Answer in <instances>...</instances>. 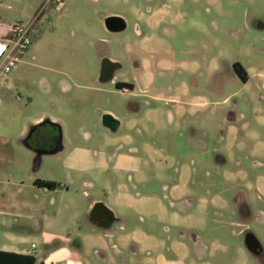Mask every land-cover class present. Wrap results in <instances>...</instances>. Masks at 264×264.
<instances>
[{
  "label": "rangeland",
  "instance_id": "1",
  "mask_svg": "<svg viewBox=\"0 0 264 264\" xmlns=\"http://www.w3.org/2000/svg\"><path fill=\"white\" fill-rule=\"evenodd\" d=\"M111 16L123 18L126 29L108 31L104 19ZM32 17L31 47L0 80V156L12 157L14 175L0 195V249L34 244L36 255L46 250L48 264H119L104 232L87 222L101 201L133 219L126 232L146 224L184 241L196 232L197 244L183 251L185 264H264V0H63L46 7L44 0H0V30ZM101 58L122 65L119 80L139 79L140 123L120 131L133 145L119 150L138 151V183L134 172L112 165L63 167L77 149L111 155L99 111L125 118L133 100L106 86L84 105L81 93L59 85L61 73L98 75ZM235 62L249 70L245 86L233 73ZM44 112L64 120L66 154L43 155L35 170L21 133ZM39 179L66 185L37 190ZM118 183L136 187L128 191L142 201L137 212L118 199ZM4 217L12 230L2 226ZM247 232L261 245L258 257L244 244Z\"/></svg>",
  "mask_w": 264,
  "mask_h": 264
},
{
  "label": "crops",
  "instance_id": "2",
  "mask_svg": "<svg viewBox=\"0 0 264 264\" xmlns=\"http://www.w3.org/2000/svg\"><path fill=\"white\" fill-rule=\"evenodd\" d=\"M39 5V4H38ZM37 5V6H38ZM36 6V7H37ZM38 8V7H37ZM37 10V9H36ZM45 11V10H44ZM43 11V13H44ZM42 13V14H43ZM155 15V14H154ZM153 13L151 16H154ZM142 17V16H141ZM123 22L126 25V21L121 18ZM126 29V28H125ZM139 29V26H138ZM139 31V30H138ZM8 32L7 30H0V37L3 36L5 33ZM140 33V31L138 32ZM97 51V50H96ZM97 56L99 57L100 54L97 51ZM102 59V58H101ZM112 61V60H111ZM115 62V61H113ZM16 70V68L12 71V73ZM12 73L8 76L12 75ZM62 75L59 76L60 80L59 85H64L65 90H71L75 89L81 95H83V104L87 105L89 104V97L91 93L96 92H103L105 91L103 87L106 88V86H110L108 89V92L110 94H131L133 99H136V101H128L127 105L125 106V118H120L116 114H114L112 111L104 110L99 111L98 113V119L99 124L105 129V131L109 134V137L107 140H105L104 145L109 146L110 148H114V152L109 155L108 152L105 151H99L95 148L93 149H87L84 148L82 151L76 150V152L70 155H67V160L64 161L63 167L66 168L68 171H77L80 172L87 171L90 168H97L99 170H106L110 165L113 166V168L116 169H124V171L127 172H134L138 177H136V181L138 179L139 181V175H140V162L141 158L138 155V151L134 153L135 150H131L130 153L128 152H122L119 151L122 146H132L133 145V139L128 134H120V131L123 129L133 130V128L138 127L140 123V106H139V100L138 98L142 96V94L139 93V91H142L139 87V79H136L135 81H132L133 83L137 84V89L130 90V89H118L115 87L116 82H130L128 80H119L117 76L112 81L102 83L101 82V68L99 71V74L93 75V74H68V73H61ZM7 77V78H8ZM146 76H142L140 78L141 81L145 82ZM149 78V77H148ZM9 80H7L6 84H8ZM148 86L150 85V80L146 81ZM131 83V82H130ZM46 91L50 92L52 84L50 81L46 80ZM138 92H135L137 91ZM104 114H110L115 119H117L120 123L118 129L116 131H110L108 128L104 127L101 122V117ZM49 122L54 125H59L60 127V141L59 144L53 148L52 152L50 153H42L40 156L43 155H51V156H59L65 151V124L64 120H62L61 117L50 114V113H42L41 116L34 119L29 126H27L23 132L21 133L22 137L26 136L29 129L33 126H36L40 123ZM52 131L55 132L54 129L50 128ZM86 141L90 140V137L85 139ZM32 150V149H31ZM33 151V150H32ZM54 151V152H53ZM78 151V152H77ZM34 152V151H33ZM35 153V152H34ZM66 153H64L65 155ZM36 156V153H35ZM35 159V157H34ZM33 169H38L40 166ZM34 163V162H33ZM11 164H12V157L11 156H0V195L5 194V187L10 186L12 178H14L13 172L11 171ZM68 174V173H67ZM40 180V179H39ZM69 180L71 179V176L69 175ZM45 182H52L57 185V187L54 190L60 189L62 187H65L66 184H63L60 182V180H40ZM137 181V183H138ZM34 183V182H33ZM128 185L126 183H118L117 184V190H118V199L127 201L126 205L128 207L129 211L137 212L136 210L139 208H136L139 206V204L142 205V201H140L139 198H135L131 193H129L128 189L129 186L131 188H136L134 184ZM85 186L92 187V182L85 183ZM33 187H35L33 185ZM37 190H43L47 192H51L54 190H48L45 188H37ZM1 198V196H0ZM101 202V201H99ZM96 203V202H95ZM104 203V202H103ZM105 204V203H104ZM94 205V204H93ZM106 205V204H105ZM106 207H108L106 205ZM114 214L115 219L117 221L111 225L108 229H101L97 225L93 224L89 217L87 216V222L89 225L100 229L102 232H104V235L109 239L110 246L115 245V256L112 257V261L119 262V264H185L184 258L185 256L183 251H188V245H195L197 244L199 240V236L196 232L191 231L190 234L187 236L188 240H175L169 238L167 235L166 238L161 237L157 235L156 233L152 232L148 228H146V224H143V227H139L138 229H134L132 231L126 232V226L132 224L133 219H130L125 216H118L115 214V212L112 210V208L108 207ZM91 210V209H90ZM89 214V213H88ZM2 213H0L1 217ZM5 216V215H4ZM139 219V218H138ZM141 220V218H140ZM160 220V219H158ZM11 220L8 218H3L1 220L2 226L8 227L10 230H12L13 226L10 223ZM183 236H186L184 233H182ZM132 242L138 247V253L134 258H129L126 251L123 250V248L129 243ZM77 250L81 251L83 247L81 246L80 242H77ZM60 248L59 243H55L51 250H56L54 253V256H57L62 250H58ZM0 252L3 253H9V254H15V255H22V256H29L32 257L35 260V264H48V254L46 253V250L43 252L41 256L36 255V246L34 244L31 245L30 250L25 249L24 247L14 249H0ZM149 253V254H147Z\"/></svg>",
  "mask_w": 264,
  "mask_h": 264
},
{
  "label": "water",
  "instance_id": "3",
  "mask_svg": "<svg viewBox=\"0 0 264 264\" xmlns=\"http://www.w3.org/2000/svg\"><path fill=\"white\" fill-rule=\"evenodd\" d=\"M113 23H118L117 26L113 27ZM105 27L108 31L113 33L122 32L125 30L126 25L123 22V20L120 17H107L104 19ZM117 62H113L109 60L108 58H102L101 59V82L106 83L113 80V74L116 70L115 65H117ZM102 125L106 128H108L110 131H116L120 125L119 121L115 119L110 114H104L101 117ZM45 125L44 123H40L36 126H33L29 129V131H32L36 127ZM25 146H27V141L25 140L24 143ZM36 153L33 166L34 168H37L40 161V156L42 155L38 151H34ZM54 152V151H53ZM89 220L100 227L101 229H108L111 227V225L115 221V217L113 212L106 207V205L103 202H96L92 206L91 210L88 214ZM245 245L247 249L252 252L256 253L258 249L260 248V243L258 240L251 234H247L245 237Z\"/></svg>",
  "mask_w": 264,
  "mask_h": 264
},
{
  "label": "flooded vegetation",
  "instance_id": "4",
  "mask_svg": "<svg viewBox=\"0 0 264 264\" xmlns=\"http://www.w3.org/2000/svg\"><path fill=\"white\" fill-rule=\"evenodd\" d=\"M117 24L118 23H113V27L117 26ZM259 25H261V24H259ZM115 68H116V70L113 74L114 78L116 77V73L122 69V65L120 63H118L117 65H115ZM136 68L137 69L139 68L138 64L136 65ZM232 68H233V73L235 74L237 79L240 80V82L242 83V86L247 85L248 82L250 81L249 80L250 79L249 78V70L246 69L239 62L233 63ZM141 78H142V76H141ZM119 85H124V86H119ZM115 87L118 89H130V90H135L138 88L137 84H135L133 82H131V83L130 82H116ZM132 101H136V99H133ZM25 140L27 141V147H29L33 151H38L41 154L42 153H50V152H52V150H54L53 148H55V146L57 144H59L60 135H58L57 133L52 131L46 125H42V126L36 127L32 131H28L26 136L23 139V143H25ZM116 221H117V219H115V222ZM247 234H249V233L247 232L244 236V244H245V237ZM112 246L114 247L115 250H117L115 245H112ZM123 250L126 251L129 258H134L138 253V247L132 242H129L123 248ZM250 253H252V252H250ZM261 253H262V248L260 245V248L258 249V251L256 253H252V254L258 257L261 255ZM147 254H149V253H147Z\"/></svg>",
  "mask_w": 264,
  "mask_h": 264
},
{
  "label": "built area",
  "instance_id": "5",
  "mask_svg": "<svg viewBox=\"0 0 264 264\" xmlns=\"http://www.w3.org/2000/svg\"><path fill=\"white\" fill-rule=\"evenodd\" d=\"M63 0H44V6L61 5ZM36 17L28 23H16L0 37V80L6 79L17 67L33 43L32 27Z\"/></svg>",
  "mask_w": 264,
  "mask_h": 264
},
{
  "label": "trees",
  "instance_id": "6",
  "mask_svg": "<svg viewBox=\"0 0 264 264\" xmlns=\"http://www.w3.org/2000/svg\"><path fill=\"white\" fill-rule=\"evenodd\" d=\"M119 86H124V85H119ZM44 124L48 128L54 129L55 133L60 135L59 125H54L49 122H44ZM33 185L37 188H45L48 190H54L57 187L55 183L45 182V181H40V180L34 181ZM0 264H35V260L29 256H22V255H15V254L0 252Z\"/></svg>",
  "mask_w": 264,
  "mask_h": 264
}]
</instances>
